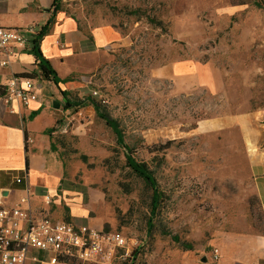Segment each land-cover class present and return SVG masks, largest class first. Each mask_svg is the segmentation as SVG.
Masks as SVG:
<instances>
[{"label": "rangeland", "instance_id": "obj_1", "mask_svg": "<svg viewBox=\"0 0 264 264\" xmlns=\"http://www.w3.org/2000/svg\"><path fill=\"white\" fill-rule=\"evenodd\" d=\"M85 1L67 10L113 22L123 40L74 98L92 95L119 122L133 156L163 192L149 233L151 188L129 166L112 127L91 104L70 108L57 122L51 136L68 178L105 193L100 211L129 241L132 257L116 264H232L234 238L264 232L233 124L243 113L264 118V2L216 0V9L199 14L195 39L186 43L172 32L174 0ZM181 58L197 62L201 77L175 81L168 66Z\"/></svg>", "mask_w": 264, "mask_h": 264}, {"label": "crops", "instance_id": "obj_2", "mask_svg": "<svg viewBox=\"0 0 264 264\" xmlns=\"http://www.w3.org/2000/svg\"><path fill=\"white\" fill-rule=\"evenodd\" d=\"M174 1L173 35L179 41L193 42L199 14L205 9H216V0ZM85 2L61 0L62 7L56 10L55 0H0V26L21 30L33 27L34 31L28 33L29 40L53 20L40 47L58 78L66 80L59 84L41 80L38 96L27 104L16 100L10 105L0 102V199L13 205L27 194L29 187L28 206L35 214L100 227L110 222L100 211L106 205L105 193L68 178L63 161L52 148L51 136L56 132L57 122L71 110L65 109L67 101L75 100L76 92L88 83V76L98 68L101 58L123 40L121 30L113 22L104 18L96 22V15L72 14L67 10L68 6ZM30 48L29 45L14 49L9 63L0 65V82L38 73V60ZM168 67L174 80L181 83L201 77V66L192 60L181 58ZM35 111L39 112L33 115ZM233 124L241 133L264 220V118L256 112L243 113L233 118ZM17 176H22L20 183L15 180ZM47 194L53 199L51 204L45 201ZM234 250L232 264H264V232L234 238ZM34 256L38 259L33 260ZM52 256L51 251L33 249L26 264H50ZM225 263L231 262H222Z\"/></svg>", "mask_w": 264, "mask_h": 264}, {"label": "built area", "instance_id": "obj_3", "mask_svg": "<svg viewBox=\"0 0 264 264\" xmlns=\"http://www.w3.org/2000/svg\"><path fill=\"white\" fill-rule=\"evenodd\" d=\"M33 31V27L21 30L0 26V55L3 56L0 65L9 63L15 48L25 49L30 45L28 33ZM39 82L38 78L18 75L0 82L4 89L0 102L10 105L16 100L27 104L38 96ZM15 180L20 183L22 176ZM26 190L27 194L13 205L0 199V264H26L33 249L51 251L50 264H116L119 259L132 257L129 241L123 233L37 215L28 206L31 192L29 187ZM45 201L51 204L53 199L47 194ZM213 255L219 259L220 250L215 248Z\"/></svg>", "mask_w": 264, "mask_h": 264}, {"label": "trees", "instance_id": "obj_4", "mask_svg": "<svg viewBox=\"0 0 264 264\" xmlns=\"http://www.w3.org/2000/svg\"><path fill=\"white\" fill-rule=\"evenodd\" d=\"M55 9L59 10L61 9V0H55ZM53 23V20H49L38 33H35L32 38L30 39V52L35 55V57L38 60V68L39 71L38 73H33V74H21L18 75L20 77H30L32 79H40V80H53L55 83L59 84L60 82H66V80H61L57 76L56 70L53 68L51 62L49 61L48 58H46L42 51H41V40L43 37L49 32L51 25ZM66 94V92H64ZM4 94V89L0 87V95ZM88 104L93 105L95 108L97 114L102 117L108 125L112 127L114 132L117 135V141L119 144H121L125 149H126V158L128 161L129 166L132 168L134 172H136L139 176H141L144 181L150 186L151 188V195H150V209H149V218L147 221V228L148 232L152 233V231L155 228V218L158 215L159 208L162 204L163 201V192L159 188L158 181L156 179V176L154 175L153 171L148 168V166L144 162L138 161L134 156V150L133 146L126 143L125 141V135L120 127L119 122L111 117L108 112L103 108L101 103L97 101L92 95H87L83 98H78L75 100H68L65 109L73 108H81L84 107ZM39 111L33 112V115L38 114ZM52 148L55 149L54 143H52ZM56 150V149H55ZM68 220V219H67ZM104 229L106 230H113L109 226L108 223L103 225ZM117 231V230H116ZM162 232L164 234L171 235V232L163 228ZM173 239L187 249H192L193 246L190 243L183 242L179 239L178 235H172ZM136 255L137 252H134ZM133 254V256H135ZM68 260V259H67ZM67 264V263H66Z\"/></svg>", "mask_w": 264, "mask_h": 264}, {"label": "water", "instance_id": "obj_5", "mask_svg": "<svg viewBox=\"0 0 264 264\" xmlns=\"http://www.w3.org/2000/svg\"><path fill=\"white\" fill-rule=\"evenodd\" d=\"M202 261H206V258L204 257V258H202Z\"/></svg>", "mask_w": 264, "mask_h": 264}]
</instances>
